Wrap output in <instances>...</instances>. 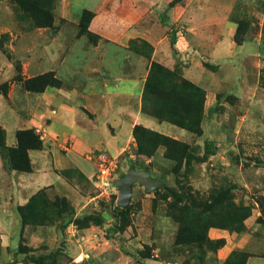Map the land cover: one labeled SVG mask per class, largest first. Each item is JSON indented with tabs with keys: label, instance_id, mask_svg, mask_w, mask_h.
<instances>
[{
	"label": "rangeland",
	"instance_id": "374dc122",
	"mask_svg": "<svg viewBox=\"0 0 264 264\" xmlns=\"http://www.w3.org/2000/svg\"><path fill=\"white\" fill-rule=\"evenodd\" d=\"M190 1L0 0V173H32L38 153L74 151L95 167L91 185L73 167L57 169L77 182L75 201L48 187L22 200L12 180L0 179V264H264V68L249 63L242 84L198 51L201 73L194 78L202 84L185 78L182 68L191 61L176 40ZM235 7L238 24L255 22L251 6ZM139 28L167 35L154 59L144 38L128 46L112 40ZM125 51L145 77L140 110L156 126L109 124L101 131L80 93L85 82L99 91L100 72L120 73ZM60 104L90 132L52 137ZM74 105L80 110L70 111ZM207 140L214 153L205 157ZM98 149L117 161L105 184L96 177ZM27 159L30 171L13 170V162L25 166ZM130 165L170 191L134 183L129 210L121 212L116 180ZM90 213L102 223L78 227L75 219Z\"/></svg>",
	"mask_w": 264,
	"mask_h": 264
},
{
	"label": "crops",
	"instance_id": "0c3cea01",
	"mask_svg": "<svg viewBox=\"0 0 264 264\" xmlns=\"http://www.w3.org/2000/svg\"><path fill=\"white\" fill-rule=\"evenodd\" d=\"M236 5H241L240 8L243 9L245 6H251L252 16L256 19L255 22L250 21L248 23L245 38L240 43H237L234 38L238 21L231 18V12L235 10ZM181 21L185 24V31L181 35V41L180 38H177L176 41L177 44L181 45L182 58H188L191 61L188 67L182 68L183 76L191 82L197 85L202 84L201 81L194 78L197 72L201 73V64L196 57L198 51L205 54L211 66L218 67L219 70L231 69L232 72L229 74L232 75L233 73L234 78L240 77L242 84L248 83L247 68L249 63H252L254 68H258V70L261 67L264 68V40L262 38L264 0H193L185 7L182 6ZM114 36L115 39L112 40L119 46H128L129 40L133 38H144L153 47L152 59L156 57L158 43L166 44L167 42V35L159 36L153 31H146L143 28L132 29V31L125 29L114 34ZM132 54V52L127 54V51L122 54V58L127 60V64L122 62L120 73H111L109 70L104 75L99 73L98 84L100 88L98 92L89 88L91 82L84 81L88 86L80 93L83 100L82 105L92 115L97 116L98 127L101 131L108 128L109 124L117 127L118 130L121 129V126L130 129L136 123H143L148 127L156 126L155 122L157 121L152 117H146L140 110V98L145 77H140L135 62L130 63ZM133 56L136 61V56ZM125 65H127L128 70ZM196 65L200 67L196 69ZM192 66L193 71L191 70ZM237 66L238 70H236ZM91 78L94 79L95 77ZM91 78L88 79L92 80ZM210 79L214 80V78ZM72 98L75 101L80 99L76 93L72 94ZM66 107V104L58 105L57 112L49 124L51 136L59 133V130L66 131L65 133L74 131L76 133L87 132L88 134L90 130L79 128L78 122L70 117ZM73 109L80 110V107L74 105L69 110ZM95 122L92 120L90 124ZM107 146L113 152L117 151L116 148L118 147H115L111 141H108ZM53 155V157H47L43 153H38L34 155L37 160H32L34 168L32 173H0V179L5 182L12 180L13 187L20 192L18 196L22 200H24L26 193L37 191L43 187L51 188L57 194H61L72 201L78 200L80 191L77 182H71L57 169L73 167L80 172L83 182L91 185L95 172L93 163L85 156H77L74 151L66 154L60 153L58 157ZM16 180L17 183H15Z\"/></svg>",
	"mask_w": 264,
	"mask_h": 264
},
{
	"label": "water",
	"instance_id": "95a60500",
	"mask_svg": "<svg viewBox=\"0 0 264 264\" xmlns=\"http://www.w3.org/2000/svg\"><path fill=\"white\" fill-rule=\"evenodd\" d=\"M141 184L147 192H151L157 188L168 191L165 183L158 178L153 177L148 171L136 169L130 165L124 175L116 180L119 189L117 205L120 208L128 207L133 191V184Z\"/></svg>",
	"mask_w": 264,
	"mask_h": 264
},
{
	"label": "trees",
	"instance_id": "16d2710c",
	"mask_svg": "<svg viewBox=\"0 0 264 264\" xmlns=\"http://www.w3.org/2000/svg\"><path fill=\"white\" fill-rule=\"evenodd\" d=\"M246 26L242 27V24H238L237 26V32L234 36L235 40L237 43H240L241 41L244 40L245 38V32H246ZM171 43L174 44L175 43V38H171ZM143 131H145V129L141 128ZM16 152L19 151V149L17 148V150H15ZM214 153V150L210 147V141H205V149H204V156H209L211 154ZM12 168L13 170H20V171H24V172H28L30 171V166L28 163V159H27V164L25 166H22V163L19 161H15L12 163ZM168 188V187H167ZM169 188L168 191L169 192ZM121 212H125L129 210V206L127 208H120ZM75 222L77 224L78 227H80L81 225L85 226L86 224L92 222L95 225H100L102 223L101 218L99 217V215L95 214V213H90V214H86L83 215L82 217L76 218ZM79 224V225H78ZM82 227V226H81Z\"/></svg>",
	"mask_w": 264,
	"mask_h": 264
},
{
	"label": "built area",
	"instance_id": "2783aa9c",
	"mask_svg": "<svg viewBox=\"0 0 264 264\" xmlns=\"http://www.w3.org/2000/svg\"><path fill=\"white\" fill-rule=\"evenodd\" d=\"M93 158L96 166V177L99 183L105 184L117 168V161L103 150L95 151Z\"/></svg>",
	"mask_w": 264,
	"mask_h": 264
}]
</instances>
